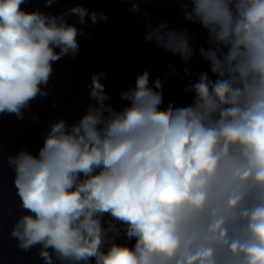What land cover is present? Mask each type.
I'll return each instance as SVG.
<instances>
[{
	"label": "clouds",
	"instance_id": "1",
	"mask_svg": "<svg viewBox=\"0 0 264 264\" xmlns=\"http://www.w3.org/2000/svg\"><path fill=\"white\" fill-rule=\"evenodd\" d=\"M31 2L0 0V117L22 119L49 95L53 62L79 51L77 26ZM72 2L67 14L85 23L89 9ZM120 2L138 12L151 0ZM168 2L209 44L190 97L164 106L161 80L144 70L116 110L93 73L95 103L77 123L61 118L38 152L7 156L23 213L10 236L25 252L39 246L44 264H264V0ZM144 39L194 54L187 28L160 23ZM3 161L0 143V172Z\"/></svg>",
	"mask_w": 264,
	"mask_h": 264
}]
</instances>
